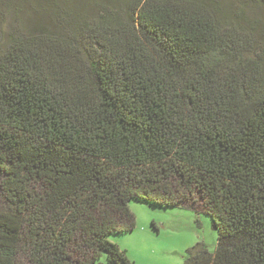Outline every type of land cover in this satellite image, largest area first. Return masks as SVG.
<instances>
[{
  "label": "trees",
  "instance_id": "1",
  "mask_svg": "<svg viewBox=\"0 0 264 264\" xmlns=\"http://www.w3.org/2000/svg\"><path fill=\"white\" fill-rule=\"evenodd\" d=\"M231 15L0 0V264H134L132 199L210 217L184 264H264V25Z\"/></svg>",
  "mask_w": 264,
  "mask_h": 264
},
{
  "label": "rangeland",
  "instance_id": "2",
  "mask_svg": "<svg viewBox=\"0 0 264 264\" xmlns=\"http://www.w3.org/2000/svg\"><path fill=\"white\" fill-rule=\"evenodd\" d=\"M232 15L241 25L244 21H257L264 25V9L248 0H214ZM257 41L264 40L257 35ZM0 192V210L3 209ZM129 209L135 219L131 232L110 234L108 239L125 251L134 264H184L187 250L198 243L214 252L217 233L211 219L201 211L188 206L160 207L149 202L132 199ZM154 225V226H153ZM18 262L26 263L20 254ZM94 264H110L103 255Z\"/></svg>",
  "mask_w": 264,
  "mask_h": 264
}]
</instances>
